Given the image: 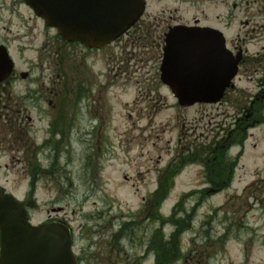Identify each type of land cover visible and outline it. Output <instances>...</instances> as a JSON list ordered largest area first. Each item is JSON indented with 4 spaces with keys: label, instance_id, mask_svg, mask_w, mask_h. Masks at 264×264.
Wrapping results in <instances>:
<instances>
[{
    "label": "rangeland",
    "instance_id": "1",
    "mask_svg": "<svg viewBox=\"0 0 264 264\" xmlns=\"http://www.w3.org/2000/svg\"><path fill=\"white\" fill-rule=\"evenodd\" d=\"M147 1L142 23L146 28L154 26L151 32L138 35L140 45L126 50L114 44L93 50L88 65H83L80 76H76L88 79L89 91L86 95L84 88L86 97L78 104L75 126L70 131V124L68 136L60 137L58 180L39 178L36 183L33 223L56 214L70 220L73 210L80 222L91 209L94 211L90 213L102 212L109 219L119 217V222L124 218L140 223L139 214L146 208L144 199L160 190L168 165L190 147L202 151L212 144L228 119L229 103L179 105L160 81L163 52L153 42L176 20L215 25L217 15H225L229 6L220 9L219 0ZM23 3L0 0V35L9 41L14 54L20 49L21 57L32 61L47 36L54 33H47ZM154 76L157 80L152 83ZM68 79L74 80L72 73ZM78 85L81 89L82 83ZM257 135L262 138L263 132ZM46 137L38 135L39 141ZM52 149L47 150L46 158L55 152ZM263 151L264 140L256 149L249 143L243 152L240 147L233 148L229 158L241 157L232 183L219 193L184 197L210 186L200 162L187 166L173 180L160 211L170 215L183 198L182 209L192 212V228L181 237L184 251H192L190 255L187 252L189 264H264ZM49 164L45 159V165ZM42 169L47 167L34 171ZM31 181L27 168L19 164L0 170V183L20 198L29 193ZM151 203L158 205L153 200ZM149 228L147 222L143 224L138 238ZM171 230L167 225L166 231ZM136 252L142 250L137 248Z\"/></svg>",
    "mask_w": 264,
    "mask_h": 264
},
{
    "label": "flooded vegetation",
    "instance_id": "2",
    "mask_svg": "<svg viewBox=\"0 0 264 264\" xmlns=\"http://www.w3.org/2000/svg\"><path fill=\"white\" fill-rule=\"evenodd\" d=\"M219 2L220 9L229 6V11L225 15L220 12L216 17L217 23L210 26L224 33L230 56L237 61V72L219 103H229L230 115L222 123L213 143L203 148L209 150L213 146L212 151L218 152L215 161L219 160L215 167L228 164L227 156L234 147L230 145V140L241 148L249 143L253 149L258 148L260 141L264 140V0ZM34 17L42 23L47 33H54L52 37L47 36L34 60L22 58L20 49L14 54L9 41L0 35V170L16 167L17 164L27 168L33 185L24 197L14 195L30 218L37 209L35 193L38 179L58 180L55 173L60 166V137L68 136L67 127L70 124V131L75 126L78 104L86 97L83 95L84 88L86 94L89 91L88 79L79 80L76 76H80L83 65H88V55L93 52L80 42L65 40L39 17ZM153 26L146 28L138 24L114 44L126 50L134 48L140 45L138 35L151 32ZM170 27L168 25L163 35L154 39L153 46L163 50L165 35ZM22 49L25 51L27 48ZM68 73L73 74L74 80L68 79ZM156 80L154 76L151 82L155 83ZM78 82L82 83L81 89ZM259 131L263 132L262 138L257 135ZM40 133L47 137L39 141ZM51 148L55 152L46 158L45 153ZM210 154L206 152L202 157L205 162H211ZM181 155L178 154L177 158ZM45 159L50 161L49 165H45ZM38 167L47 169L35 172L34 168ZM213 182L225 180L220 178L210 183ZM0 188L10 192L1 183ZM33 199L35 202L31 201ZM145 200L146 208L139 214L140 223L124 218L119 222V217L109 219L102 212L90 213L93 209L81 217L80 222L76 210L72 211L70 220L59 214L55 217L49 215L48 220L69 224L77 264H158L157 210L151 198ZM146 222L151 228L138 238L137 231ZM137 248L142 252L138 254ZM186 264H189L188 260Z\"/></svg>",
    "mask_w": 264,
    "mask_h": 264
},
{
    "label": "water",
    "instance_id": "3",
    "mask_svg": "<svg viewBox=\"0 0 264 264\" xmlns=\"http://www.w3.org/2000/svg\"><path fill=\"white\" fill-rule=\"evenodd\" d=\"M25 1L61 36L94 48L122 36L146 9V0ZM166 40L161 76L179 103L218 102L237 68L222 32L212 27L177 25ZM9 65L11 72V60ZM0 230V264H77L67 225L55 221L31 224L15 197L1 191Z\"/></svg>",
    "mask_w": 264,
    "mask_h": 264
},
{
    "label": "trees",
    "instance_id": "4",
    "mask_svg": "<svg viewBox=\"0 0 264 264\" xmlns=\"http://www.w3.org/2000/svg\"><path fill=\"white\" fill-rule=\"evenodd\" d=\"M198 155H193V156H188V158L186 160H184L182 162V164H177L176 166H173L169 169L168 174H165V176L163 177L164 179L162 180L163 182L160 184V190L157 193L156 196V201L158 203V206H160V204L162 203V201L166 198V196L168 195L170 189L173 186V179L174 177L181 172V170H183V168L190 163H194L197 161ZM214 161L212 160V163ZM218 162V161H217ZM233 168L232 164H227L224 165L223 167H215V168H209V171L211 172L209 175L210 179H213L214 177H219V178H230V175L228 174V172ZM203 193L204 191H192L190 194L185 195L184 197H186L187 199L189 198V196L193 195V194H197V193ZM186 199V200H187ZM182 205H183V201H181L178 205H177V210H181L184 212H187V210H183L182 209ZM184 207V206H183ZM195 207L193 209V211H195ZM188 218L183 220V223L179 229V232H181L182 230H184L185 228L187 229L190 225H191V220L193 217V214L191 212V214L189 213ZM178 246V247H177ZM179 248V240L177 239V237L174 239V249L176 251H178ZM168 250H170V248L168 247V244L166 242H164L163 240L159 241V263L160 264H166L168 263L170 260L175 259L176 257V253L173 251V253L169 252V256L163 261L161 262L162 259H164L165 256L168 255Z\"/></svg>",
    "mask_w": 264,
    "mask_h": 264
}]
</instances>
